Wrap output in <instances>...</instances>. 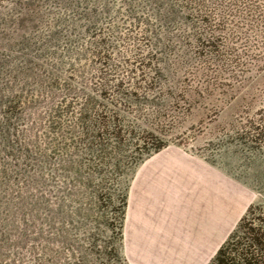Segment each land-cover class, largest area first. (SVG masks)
I'll use <instances>...</instances> for the list:
<instances>
[{
  "label": "trees",
  "instance_id": "1",
  "mask_svg": "<svg viewBox=\"0 0 264 264\" xmlns=\"http://www.w3.org/2000/svg\"><path fill=\"white\" fill-rule=\"evenodd\" d=\"M89 1L92 4L93 0ZM65 2L69 5L68 1ZM95 3L91 12L84 14L85 22L79 27L78 36L75 33L76 42L85 39L86 29L89 33L100 21ZM143 3L150 4L151 19L168 30L166 34H170V27L175 24L178 30L185 32L182 37L190 40L195 53L212 59L221 68L233 65L236 68L240 64L243 67L246 63L240 57L242 53L251 52L256 58H263L259 60H264V47L260 44L251 45L249 39L239 31L231 33V39V34L225 32V28L221 30V27L228 25L230 18L240 16L246 18L244 25L251 26L252 30L258 24L253 32L262 37L264 0H143ZM77 9L78 6L74 10ZM133 11L132 6L129 13ZM75 24L72 20V35L77 29ZM61 35V31L53 30L48 38L38 36L32 43L28 40L26 48L34 53L39 50L43 52L47 43L60 40ZM88 40L87 50L83 52L87 53L90 49L93 57L89 60L92 62L97 55V58H101L98 47H107V43L98 42L92 37ZM228 40L232 41L231 45L227 43ZM161 45L165 46L163 43ZM252 46L256 47V52ZM82 54L74 55L75 59L70 62L65 55H54L51 63L45 65V77L41 75L39 65L38 71H35V65L39 64L34 63L37 58L30 59V66L33 65L31 71L34 72L31 78L24 70V64L29 63V59H24L22 63L20 59L16 60V75L25 79L26 86L32 79L30 90L33 97L48 101L43 132L40 134L27 135L23 132L26 108L19 105L20 110L17 111V103L21 100L16 99V91L11 88L6 93H0V260L7 259L4 256L7 246L11 254L14 247L10 236L12 225L20 221L23 213L21 197L18 200L12 197V187H16V193L19 188L22 193L25 190L34 193L26 215L37 226L33 232L30 264H101L112 254L120 264H129L121 253L122 244L117 247L113 245L112 251H108L110 239H105L101 250L95 251L94 227L90 219L93 202L99 204L102 193L116 186L115 181L123 177L122 164L129 153L145 148L138 161L142 163L166 148L167 144L156 138L150 146L146 140L142 145L141 139H136L135 130L137 127L143 129L144 125L140 123L138 126L122 118L117 106L120 102H130L140 107L141 103L135 98L140 88L136 85L131 90L125 88L123 79H114L107 73L100 74L103 76L96 87L86 86L83 82L84 71L81 73L78 65L85 56ZM259 69V76L264 81V61ZM164 71L159 68L156 74L162 75ZM141 76L148 84L156 79V76L151 78L143 73ZM215 77L218 79L219 76ZM29 100L24 104H28ZM33 102L35 104L37 99L34 98ZM248 121V125L237 130V136H242V140L236 145H241L251 154L264 153V104ZM115 173H118V178L112 177ZM120 185L118 183L117 193L113 196L116 202L120 200L123 235L129 186L122 190L124 187L119 188ZM251 208L210 264H264V226L247 224L246 216Z\"/></svg>",
  "mask_w": 264,
  "mask_h": 264
},
{
  "label": "rangeland",
  "instance_id": "2",
  "mask_svg": "<svg viewBox=\"0 0 264 264\" xmlns=\"http://www.w3.org/2000/svg\"><path fill=\"white\" fill-rule=\"evenodd\" d=\"M93 3L100 13V21L89 33L84 27L85 39L76 42L75 33L78 36L79 27L85 22L84 14L91 12ZM92 4L89 0H0V93H6L11 88L16 91V99L21 100L17 101V111L20 110L19 105L26 108L23 132L27 135L43 132L48 101L42 97H33L30 90L32 79H29V85L26 86L25 79L16 75V60L20 59L22 63L24 59H29V63L24 64V70L31 78L34 72L31 71L33 65L30 66V59L37 58L34 63L39 64L35 65V71H38L39 65L40 73L45 77V65L51 63L54 55H65L70 62L75 59L74 55L76 57L83 53L85 56L78 65L81 73L84 71L82 81L86 86L96 87L103 76L100 74L107 73L114 79H123L125 88L131 90L134 85L140 88L135 98L141 106L120 102L117 111L122 118L133 121L138 126L140 123L144 125L143 129L137 127L135 130L136 139L140 138L142 145L146 140L150 146L158 138V141L167 144L161 151L176 147L224 171L242 184L243 200L252 201L251 211L246 216L247 224L264 226V153L251 154L246 148L236 145L242 140V136H237V130L248 125V119L264 104V81L259 76V68L264 61L259 59L262 57L258 59L254 53H242L240 57L246 63L243 67L240 64L235 68L232 64L233 66L221 68L212 59L195 53L190 40L182 37L185 32L178 30L175 24L170 27V34H166L168 30L151 19L152 8L150 4L143 3V0H93ZM77 6L78 9L74 10ZM132 6L134 11L130 14ZM72 20L77 25L73 35L70 27ZM246 21V18L240 16L230 18L228 25L221 27V30L225 28V32L230 34L239 31L249 39L251 45L260 44L264 47V35L260 37L253 32L257 30L258 24L252 30L251 26L244 25ZM53 30L61 31L62 38L47 43L43 52L39 50L34 53L26 48L28 40L32 43L38 36L48 38L49 32ZM91 37L98 42L107 43V47H98L101 58H97V55L92 62L89 60L93 57L89 53L90 49L87 53L83 52L87 50L88 39ZM228 42L231 45L232 41ZM252 49L257 51L254 46ZM159 68L165 69L164 74H156ZM142 73L151 78L156 76V79L148 84L142 80ZM66 76L68 78L69 73ZM215 76H219L218 79ZM34 98L37 99L35 104ZM28 99L29 103L24 104ZM140 108L142 111H139ZM145 130L147 133H144ZM141 152L144 153L145 148L128 154L129 157L122 164L123 177L118 178V173L112 175L118 178L116 186H111V189L102 193L99 204L93 202L90 213L95 251L101 250L105 239H110L108 251L122 244L121 253L129 264L131 262L126 250L124 231L132 185L142 164L159 153H154L140 163ZM118 183L121 184L119 188L124 187L122 190L129 186L123 235L120 227V200L116 202L113 196L117 193ZM12 189V197L16 200L21 197L24 208L20 221L12 225L10 236L14 247H9L12 249L10 254L7 246L4 253L7 259L0 260V264H30L33 232L37 226L26 215L34 193L32 190L22 193L20 188L16 193V187ZM13 219L17 221L15 216ZM101 264L120 262L112 254Z\"/></svg>",
  "mask_w": 264,
  "mask_h": 264
},
{
  "label": "crops",
  "instance_id": "3",
  "mask_svg": "<svg viewBox=\"0 0 264 264\" xmlns=\"http://www.w3.org/2000/svg\"><path fill=\"white\" fill-rule=\"evenodd\" d=\"M242 189L179 148L153 155L130 193L124 235L131 264H210L252 205Z\"/></svg>",
  "mask_w": 264,
  "mask_h": 264
}]
</instances>
